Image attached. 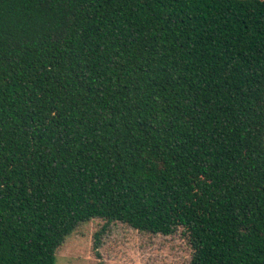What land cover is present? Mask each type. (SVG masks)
Segmentation results:
<instances>
[{
  "label": "trees",
  "instance_id": "16d2710c",
  "mask_svg": "<svg viewBox=\"0 0 264 264\" xmlns=\"http://www.w3.org/2000/svg\"><path fill=\"white\" fill-rule=\"evenodd\" d=\"M91 220L264 264V0H0V264Z\"/></svg>",
  "mask_w": 264,
  "mask_h": 264
},
{
  "label": "rangeland",
  "instance_id": "374dc122",
  "mask_svg": "<svg viewBox=\"0 0 264 264\" xmlns=\"http://www.w3.org/2000/svg\"><path fill=\"white\" fill-rule=\"evenodd\" d=\"M104 221L79 225L56 252V264H186L192 255L182 230L170 236L135 231L111 223L101 235Z\"/></svg>",
  "mask_w": 264,
  "mask_h": 264
}]
</instances>
